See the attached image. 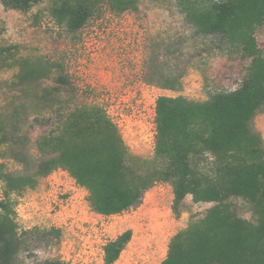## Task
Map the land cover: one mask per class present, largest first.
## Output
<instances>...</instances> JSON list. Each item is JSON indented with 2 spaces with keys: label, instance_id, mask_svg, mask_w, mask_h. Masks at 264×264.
<instances>
[{
  "label": "rangeland",
  "instance_id": "rangeland-1",
  "mask_svg": "<svg viewBox=\"0 0 264 264\" xmlns=\"http://www.w3.org/2000/svg\"><path fill=\"white\" fill-rule=\"evenodd\" d=\"M62 0H41L27 12L0 3V166L15 177L33 176L36 184L14 192L20 232L60 231V238L33 239L20 253L24 264L61 259L67 264H104V246L125 231L130 240L114 264H161L171 238L201 219L213 205L187 195L175 215L172 187L157 181L139 205L102 216L88 202V192L63 169L40 175L42 155L37 140L62 131L65 117L81 106H98L117 125L143 171L161 166L155 160L157 98L184 97L203 102L240 87L250 59L219 35H203L188 16L187 6L211 0H137V10L117 13L99 4L75 31L59 25L53 9ZM186 8V9H185ZM192 8V7H191ZM254 36L264 55V24ZM6 57V58H5ZM56 62L69 84L60 96L44 94L56 87L57 73L17 78L19 62ZM264 147V112L252 120ZM204 163V162H203ZM1 170V168H0ZM3 184L0 181V198ZM237 216L253 221L251 205L241 198L228 201Z\"/></svg>",
  "mask_w": 264,
  "mask_h": 264
},
{
  "label": "trees",
  "instance_id": "trees-1",
  "mask_svg": "<svg viewBox=\"0 0 264 264\" xmlns=\"http://www.w3.org/2000/svg\"><path fill=\"white\" fill-rule=\"evenodd\" d=\"M41 0H0L5 9L27 12ZM99 4L117 13L137 10V0H62L53 16L69 31L81 28ZM192 7V8H191ZM187 6L188 16L203 35H219L250 59L239 88L219 93L203 102L184 97L157 98L155 103V160L147 165L129 154L117 125L98 106L74 109L56 134L37 140L40 175L61 168L88 192L91 209L111 216L140 204L157 181L171 184L172 210L178 215L185 197L213 204L205 215L177 232L170 240L161 264H264V147L252 128L257 113L264 112V55L259 53L254 32L264 24V0H211L209 5ZM186 9V8H185ZM11 46L0 48V57L11 55ZM6 58V57H5ZM17 78L45 77L57 73L56 87L44 94L60 96L69 81L56 62L27 59L19 62ZM5 140L0 138L1 148ZM204 162V163H203ZM3 184L0 198V264H24L20 253L36 239L60 238V231L20 232L11 198L36 178L15 177L0 166ZM241 198L251 205L253 221L237 216L228 202ZM130 231L104 246V264H114L130 240ZM35 264H67L46 259Z\"/></svg>",
  "mask_w": 264,
  "mask_h": 264
}]
</instances>
